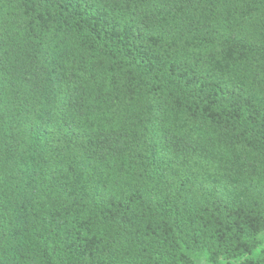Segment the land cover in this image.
Here are the masks:
<instances>
[{
  "label": "clouds",
  "instance_id": "1",
  "mask_svg": "<svg viewBox=\"0 0 264 264\" xmlns=\"http://www.w3.org/2000/svg\"><path fill=\"white\" fill-rule=\"evenodd\" d=\"M261 247L264 0H0V264Z\"/></svg>",
  "mask_w": 264,
  "mask_h": 264
},
{
  "label": "trees",
  "instance_id": "2",
  "mask_svg": "<svg viewBox=\"0 0 264 264\" xmlns=\"http://www.w3.org/2000/svg\"><path fill=\"white\" fill-rule=\"evenodd\" d=\"M250 251H251V256L249 257V259L252 260V258L258 257L260 255V253H264V247L253 248ZM245 255H247V253H245ZM237 260H238V258H237ZM253 264H254V261H253Z\"/></svg>",
  "mask_w": 264,
  "mask_h": 264
}]
</instances>
